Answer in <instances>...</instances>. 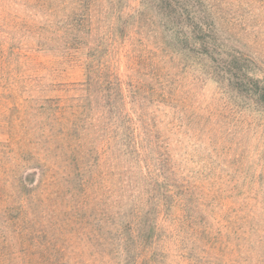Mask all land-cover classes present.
<instances>
[{
  "label": "trees",
  "instance_id": "16d2710c",
  "mask_svg": "<svg viewBox=\"0 0 264 264\" xmlns=\"http://www.w3.org/2000/svg\"><path fill=\"white\" fill-rule=\"evenodd\" d=\"M138 7L159 17L166 48L157 65L146 52V80L129 67L122 72L117 58ZM19 12L41 16L65 75L81 78L73 85L86 87L90 99L97 92L98 118L77 129L80 142L92 131L99 146L82 149L79 160L91 162L95 152L102 170L109 155L101 183L109 184L112 217L127 220L145 248L161 222L183 224L182 231L261 229L264 188L239 182L251 163L239 125L245 114L264 116V68L229 30L264 28V0H0V14ZM181 74L191 76L189 84ZM207 80L218 87L210 100L193 91ZM82 174L83 185L94 179L85 168Z\"/></svg>",
  "mask_w": 264,
  "mask_h": 264
},
{
  "label": "rangeland",
  "instance_id": "374dc122",
  "mask_svg": "<svg viewBox=\"0 0 264 264\" xmlns=\"http://www.w3.org/2000/svg\"><path fill=\"white\" fill-rule=\"evenodd\" d=\"M143 9L137 8L139 16L134 12L117 55L122 72L136 69L129 74L137 80L147 79L146 52L157 65L166 50L159 17ZM254 11L262 19L260 10ZM41 20L29 12L0 14V264H264V215L254 234L221 231L224 222L214 223L218 229L213 232L182 231L183 224L161 222L164 229L151 248L129 230L127 220H114L109 184L101 183L109 155L101 161L102 170L95 152L91 162L79 160L82 149L99 146L92 131L80 142L77 129L98 118L97 92L90 99L86 87L73 85L83 83L81 78L65 75ZM229 31L264 68V28L239 25ZM175 58L178 64L185 60ZM181 76L190 83V75ZM193 91L210 100L218 87L207 80L197 82ZM251 116L245 114L238 124L251 158L239 182L262 189L264 116ZM84 168L94 179L83 185Z\"/></svg>",
  "mask_w": 264,
  "mask_h": 264
}]
</instances>
